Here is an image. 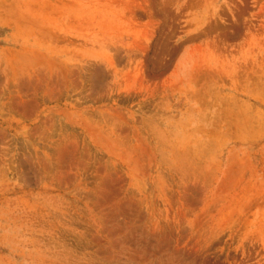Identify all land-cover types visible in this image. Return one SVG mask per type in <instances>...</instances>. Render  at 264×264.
<instances>
[{
  "label": "rangeland",
  "instance_id": "374dc122",
  "mask_svg": "<svg viewBox=\"0 0 264 264\" xmlns=\"http://www.w3.org/2000/svg\"><path fill=\"white\" fill-rule=\"evenodd\" d=\"M0 264H264V0H0Z\"/></svg>",
  "mask_w": 264,
  "mask_h": 264
}]
</instances>
